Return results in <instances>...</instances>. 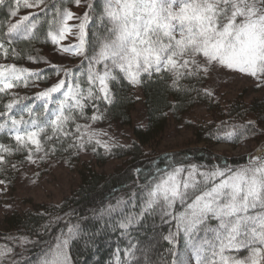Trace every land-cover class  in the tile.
<instances>
[{"label":"trees","instance_id":"trees-1","mask_svg":"<svg viewBox=\"0 0 264 264\" xmlns=\"http://www.w3.org/2000/svg\"><path fill=\"white\" fill-rule=\"evenodd\" d=\"M74 1L42 0L37 5V0H27L32 7H25V0H19V3L18 0H4L0 3V42L3 43L0 59L5 62L4 66L15 64L23 68L20 64L25 57L43 63L38 68L28 69L33 75L25 73L11 89L0 92V114L9 113L0 116V123H6L4 130L0 131V146H3L0 147V157H3L0 160V181L13 187L24 167L33 159L39 168L66 163L76 167L80 176L78 185L61 202L37 203L26 210H13L3 215L0 249L10 248L12 251L0 258V264H36L37 258L54 246L56 238L61 233L66 234L70 226H78L67 249L72 264H173L176 259L173 253H178L179 245H185L186 237L177 230L173 216H166L159 208L143 211L145 193L150 185L177 167L187 170L196 166L199 171L206 172L225 165L236 168L247 163L245 154L228 156L199 144L226 143L232 146L248 139L264 137V73L259 74L262 96L251 100L245 99L242 93L230 100L217 99L208 89L207 75L203 72L198 77L182 79L178 87L173 86V76L169 72L143 74L141 82L137 84L142 95L143 122L135 123L132 110L139 99L135 85L123 79V74L117 71L114 73L117 79L109 81L111 103L86 101L83 117L74 113L77 118L66 125L70 135H58L47 140L46 137L52 135L49 127L39 137L40 151H36V146L31 143L17 150L14 133L10 131L11 120L23 118L42 121L45 105L52 109L54 103L63 98L67 84L61 92L51 94V103L43 98L37 99L38 93L62 79L67 81L69 77L65 75L66 71L84 72L80 83L82 88L88 87V61L83 56L71 65H61L48 62L41 51V47L49 43L47 33L53 30L54 25L50 26L49 22L55 18L54 14L57 10H65ZM45 8L47 10L42 11ZM24 9L30 11L24 14ZM102 9L103 0H90V20L85 27V51L89 56L92 55L96 37L105 35V28L99 20ZM12 11H20L24 16L39 13L26 22L28 27L33 23L37 25L31 37L25 34L14 38L7 36ZM9 39H12L11 43ZM95 50L98 51V47ZM202 59L200 63H203ZM98 68L102 71L103 65ZM205 90L211 95L205 94ZM13 101L17 104L9 111L5 106ZM197 105L203 106L208 116L196 122L188 121L195 144L169 152L156 150L170 119L183 121L184 115ZM28 109H32L31 114ZM93 113L102 114L103 118L92 121ZM77 124L88 127H82L77 132ZM123 126L131 128L128 140L120 138ZM93 131L100 135L89 143L85 134L82 137L84 147L76 146L81 133ZM226 132H234L235 135L230 140L225 139ZM96 139L107 142L109 148L96 144ZM30 152L31 160L28 159ZM85 154L99 165L113 159H121V162L108 173L100 172L89 161H80V156ZM185 175L186 172L182 173L181 179ZM197 179L201 178L197 176ZM196 194L199 195V192ZM187 203L181 205L177 201L169 211L178 216L185 211ZM216 223V220H209L205 227H214ZM170 233H176L171 243L165 239ZM199 236L203 237L202 231ZM225 254L242 259L249 255V250ZM194 264H197L195 258Z\"/></svg>","mask_w":264,"mask_h":264},{"label":"snow or ice","instance_id":"snow-or-ice-1","mask_svg":"<svg viewBox=\"0 0 264 264\" xmlns=\"http://www.w3.org/2000/svg\"><path fill=\"white\" fill-rule=\"evenodd\" d=\"M41 2L37 0V5ZM75 2L80 4V0ZM24 6L33 5L25 0ZM10 15L14 17L16 12L12 11ZM37 15L39 13L25 15L12 23L7 28V36L14 38L24 33L31 37L37 25L33 23L28 27L24 22ZM54 17L49 23L56 30L49 31L47 39L58 45L66 33L71 32L67 21L73 18V13L66 9L57 10ZM89 20V12H85L78 26L79 42L60 48V51L72 52L88 61L87 89L80 83L84 72L66 71L67 81L62 79L38 93L37 99L43 98L51 103V94L61 92L67 84V90L63 91V98L56 102L55 108L49 109L45 105L42 121L11 120L10 131L14 133L17 150L31 143L36 146V151H40L39 137L49 127L52 135L46 137L47 140L70 135L66 125L77 118L74 113L83 117L86 101L111 103L109 81L117 79L114 74L117 71L133 85L141 82L143 74L169 72L173 76V86L177 87L184 78L198 77L201 72L207 75L214 64L253 77L264 73V0H103L99 20L105 28V35L96 37L91 56L85 51V27ZM97 47L98 51L95 50ZM4 54L7 55L6 49ZM201 57L204 63H200ZM99 65H103L102 71ZM25 73L34 74L15 65H0V92L11 89ZM205 94L211 95V92L205 90ZM16 104L13 101L5 107L11 111ZM28 112L31 114L32 109ZM102 118V114L93 113L91 120ZM5 127L6 123H0V131ZM82 127L88 126L77 124L76 131L80 132ZM85 134L89 143L100 135L95 131L81 133L77 137V147H84L82 137ZM234 135V132H226L224 138L230 140ZM95 143L109 148L107 142L99 139ZM28 159H32L31 152ZM188 200L191 203H187ZM177 201L181 205L187 203L185 211L178 216L169 211ZM157 208L166 216H173L177 230L183 231L186 237V249L197 264H264V154L250 156L246 164L236 168L225 165L201 172L191 166L187 170L177 167L167 172L145 193L143 211ZM209 220H216V225L205 227ZM77 227L70 226L66 234L61 233L55 245L37 258L36 264H70L67 249ZM201 231L202 238L199 236ZM175 236L176 233H170L165 239L171 243ZM243 249H248L249 255L242 259L225 254ZM11 251L10 248L0 249V258ZM173 256L176 258L173 264H185L179 253H173Z\"/></svg>","mask_w":264,"mask_h":264},{"label":"rangeland","instance_id":"rangeland-1","mask_svg":"<svg viewBox=\"0 0 264 264\" xmlns=\"http://www.w3.org/2000/svg\"><path fill=\"white\" fill-rule=\"evenodd\" d=\"M89 4L90 0H80L79 5L74 1L67 6L66 10L73 13V18L67 21V24L71 28V32L66 33L65 38L62 39L58 45L52 44L49 40L48 44L41 47V51L46 56L48 62L71 65L80 60L81 56L73 55L72 52L60 51V48L68 47L79 42L78 26L84 13L88 12ZM28 11H30V9H24L23 12L27 14L26 12ZM15 12L16 15L14 17L11 16L9 26L12 23L20 21L24 16L20 11ZM24 23L28 24L26 22ZM55 30L56 27L54 26L52 31ZM23 61L24 62L20 65L26 69H34L38 68L40 64L43 65V63H37L34 58L29 59V57H25ZM202 61L204 63V59H202ZM0 65H5L3 59H0ZM15 66L18 67V65ZM206 84L213 95L221 100H230L239 93L244 94L247 100L262 96L259 74L253 77L239 70L222 67L219 64H214L211 67L207 74ZM135 91L139 99L132 110V117L135 123H141L143 122V103L141 91L137 87V84H135ZM56 106L57 104L54 103L52 108ZM207 116L206 109L203 106L197 105L192 107V109L184 115L183 121L170 119L161 141L157 144L156 150L159 152H169L194 145L196 141L188 121L196 122L197 120L207 118ZM130 131V127L123 126L121 131L122 134L119 133L120 138L122 140H128L131 137ZM199 145H207L215 152L228 156L245 154L247 160L250 156L264 154V137L248 139L239 145L232 146L226 143L206 144L205 142ZM81 160L85 162L89 161L94 169L105 173L112 171L121 162V159H113L107 161L105 164L99 165L96 164L88 154L81 155L80 161ZM36 162L37 161L33 159L32 162H29L24 167L13 187L0 183V224L3 215L10 211H23L37 203H59L78 185L80 176L76 167H71L66 163H57L52 167L44 166L43 168H39ZM180 232L182 233L183 231ZM178 253L185 264H194V258L191 256L190 252L187 251L186 245H179ZM69 262L72 264L70 259Z\"/></svg>","mask_w":264,"mask_h":264}]
</instances>
